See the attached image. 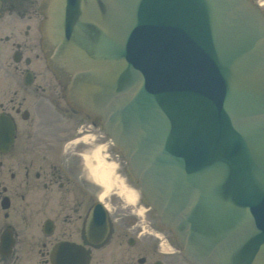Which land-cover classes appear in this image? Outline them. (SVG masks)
<instances>
[{
	"label": "water",
	"instance_id": "1",
	"mask_svg": "<svg viewBox=\"0 0 264 264\" xmlns=\"http://www.w3.org/2000/svg\"><path fill=\"white\" fill-rule=\"evenodd\" d=\"M48 65L193 264H264V13L250 0H45Z\"/></svg>",
	"mask_w": 264,
	"mask_h": 264
},
{
	"label": "flooded vegetation",
	"instance_id": "2",
	"mask_svg": "<svg viewBox=\"0 0 264 264\" xmlns=\"http://www.w3.org/2000/svg\"><path fill=\"white\" fill-rule=\"evenodd\" d=\"M41 2L0 0V264H189L150 240L144 202L101 197L84 156L107 139L46 66Z\"/></svg>",
	"mask_w": 264,
	"mask_h": 264
},
{
	"label": "bare ground",
	"instance_id": "3",
	"mask_svg": "<svg viewBox=\"0 0 264 264\" xmlns=\"http://www.w3.org/2000/svg\"><path fill=\"white\" fill-rule=\"evenodd\" d=\"M85 163L89 169V173L95 182L103 187L102 198L106 197L110 192L119 189V192L124 195L129 203L137 200V195L131 190H128L125 185L118 180L116 166L106 162L105 157L99 150L86 153L84 156Z\"/></svg>",
	"mask_w": 264,
	"mask_h": 264
},
{
	"label": "rangeland",
	"instance_id": "4",
	"mask_svg": "<svg viewBox=\"0 0 264 264\" xmlns=\"http://www.w3.org/2000/svg\"><path fill=\"white\" fill-rule=\"evenodd\" d=\"M253 1H256L257 3H261V4H263V8H264V0H253ZM44 114L42 115V118L43 119H45L46 118V116H45V112H43ZM111 150V152H114L115 153V150L114 149H110ZM116 154V153H115ZM122 159V158H121ZM124 166V164L122 163V170L120 171V173H121V175L122 176H126V174H125V168L123 167ZM116 190V189H115ZM121 193L119 192V189H117L116 191H115V194H114V192L112 193V192H110L108 195H107V198H106V200L107 201H119V197H121ZM157 224H158V222H156ZM151 239L150 240H153V241H156L157 239L154 237V236H151L150 237Z\"/></svg>",
	"mask_w": 264,
	"mask_h": 264
}]
</instances>
